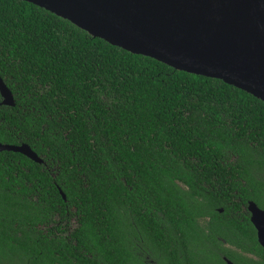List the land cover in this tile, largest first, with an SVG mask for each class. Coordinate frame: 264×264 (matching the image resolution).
<instances>
[{"label":"trees","instance_id":"trees-1","mask_svg":"<svg viewBox=\"0 0 264 264\" xmlns=\"http://www.w3.org/2000/svg\"><path fill=\"white\" fill-rule=\"evenodd\" d=\"M0 76V143L43 159L0 151V264H264V101L25 0H0Z\"/></svg>","mask_w":264,"mask_h":264},{"label":"water","instance_id":"water-1","mask_svg":"<svg viewBox=\"0 0 264 264\" xmlns=\"http://www.w3.org/2000/svg\"><path fill=\"white\" fill-rule=\"evenodd\" d=\"M25 1L130 53L221 79L264 101V0ZM0 97V104L15 105L1 76ZM3 150L43 163L27 143H0ZM247 210L264 249V209L249 200Z\"/></svg>","mask_w":264,"mask_h":264},{"label":"flooded vegetation","instance_id":"flooded-vegetation-1","mask_svg":"<svg viewBox=\"0 0 264 264\" xmlns=\"http://www.w3.org/2000/svg\"><path fill=\"white\" fill-rule=\"evenodd\" d=\"M203 220H208V218L206 217L205 219H202ZM76 222V220L74 218L71 219V223L72 225H74V223ZM142 258H141V264H167L166 263V260L165 259H162L160 258L159 262L158 263L155 259H153L152 257L149 256V253L148 251L144 250L143 252H141L139 254Z\"/></svg>","mask_w":264,"mask_h":264}]
</instances>
